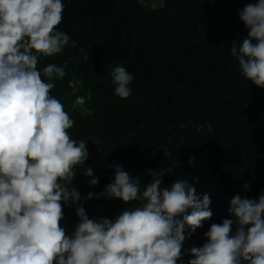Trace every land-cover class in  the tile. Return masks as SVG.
Listing matches in <instances>:
<instances>
[{"label": "trees", "instance_id": "16d2710c", "mask_svg": "<svg viewBox=\"0 0 264 264\" xmlns=\"http://www.w3.org/2000/svg\"><path fill=\"white\" fill-rule=\"evenodd\" d=\"M256 2L62 0L58 30L76 46L70 42L37 66L41 72L49 63L65 69L51 94L74 121L72 139L85 140V164L99 178L90 187L91 177L76 169L73 183L82 196L112 182L111 165L140 175L142 183L151 179L146 170L161 168L164 187L188 179L197 164L216 177L218 186L208 193L213 215L190 237L185 229L177 264H188L190 249L207 242L212 224L231 219L235 234L236 218L227 211L233 196L258 199L264 190V88L244 78L230 52L248 33L238 12ZM118 66L134 77L127 99L115 95L111 73ZM76 94L89 97L84 108L74 107ZM191 157L195 166L188 164ZM135 204L93 198L83 206L89 218L115 220ZM64 213L74 227L75 208L65 206Z\"/></svg>", "mask_w": 264, "mask_h": 264}, {"label": "clouds", "instance_id": "9594fccd", "mask_svg": "<svg viewBox=\"0 0 264 264\" xmlns=\"http://www.w3.org/2000/svg\"><path fill=\"white\" fill-rule=\"evenodd\" d=\"M63 10L62 0H0V264H177L185 229L190 237L213 215L208 193L198 195L188 179L162 186L161 168L146 170L151 179L142 183L111 165L112 182L98 194L82 196L73 183L81 166L90 187L99 178L85 164V140L72 139L74 121L51 94L64 67H37L70 42L76 46L58 30ZM238 15L248 33L232 43L231 55L244 78L264 88V0ZM111 76L115 95L127 99L133 75L118 66ZM93 198L136 204L115 220L89 218L83 204ZM65 206L78 218L70 233L62 225ZM227 211L236 218L235 234L231 219L212 224L188 264H264V194L235 195Z\"/></svg>", "mask_w": 264, "mask_h": 264}, {"label": "rangeland", "instance_id": "374dc122", "mask_svg": "<svg viewBox=\"0 0 264 264\" xmlns=\"http://www.w3.org/2000/svg\"><path fill=\"white\" fill-rule=\"evenodd\" d=\"M77 95L79 94H76V96ZM87 98L89 97L87 96ZM73 105L74 107H79V106H76L74 102H73ZM84 107H85V101H84L83 106H80V108H84ZM197 177L199 178L198 183L195 181V178ZM188 180L190 183L194 184V186L196 187L197 193H210L218 186L217 179L211 174L209 168L207 166L200 165V164L196 165L195 169L192 171ZM62 224L64 227H66L69 233L72 231L73 227L68 226L66 218L64 219V221H62Z\"/></svg>", "mask_w": 264, "mask_h": 264}, {"label": "built area", "instance_id": "2783aa9c", "mask_svg": "<svg viewBox=\"0 0 264 264\" xmlns=\"http://www.w3.org/2000/svg\"><path fill=\"white\" fill-rule=\"evenodd\" d=\"M68 85H69V87L70 88H73V89H75L76 88V86H75V84L71 81V82H69L68 83ZM84 97L82 96V95H77L76 96V98H75V100H74V104L76 105V106H83V104H84ZM261 194H264V190H262V192L260 193V195Z\"/></svg>", "mask_w": 264, "mask_h": 264}]
</instances>
